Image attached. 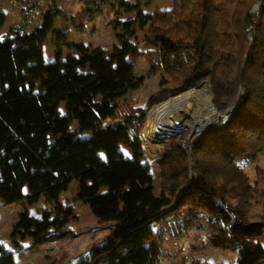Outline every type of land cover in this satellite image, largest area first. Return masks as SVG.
Returning <instances> with one entry per match:
<instances>
[{
	"label": "trees",
	"instance_id": "16d2710c",
	"mask_svg": "<svg viewBox=\"0 0 264 264\" xmlns=\"http://www.w3.org/2000/svg\"><path fill=\"white\" fill-rule=\"evenodd\" d=\"M252 1L177 0L149 16L145 34L149 48L144 54L152 65L164 75L181 77L183 88L207 79L219 111L229 108L239 94L225 124L208 131L194 147L204 157L213 158V169L192 149L195 169L190 171L192 183L187 188L204 199L208 208L214 207L217 220L229 229L227 236L234 238L239 248L237 264H254L263 256V247L260 242L232 236V231L257 235L264 229V219L242 224L230 216L236 210L223 192H218L219 182L227 179L221 177L215 160H229L237 175L243 176L238 162L244 158L235 157L252 158L250 153L243 154L246 146L254 148L248 140L256 137L255 151L264 150V3L253 38L247 43L245 27L253 24ZM51 20L45 16L44 26ZM44 30L24 34L16 29L13 35L0 38V190L11 200L26 184L31 203L41 197L53 207L39 215L24 211L15 228L34 242L64 234L70 212L60 209L58 197L74 176L79 179L76 198L85 201L96 216L116 223L117 233L101 254L107 255L105 264H154L157 247L153 239L148 241L150 225L171 217L176 210L153 200L152 189L145 187L146 168L141 169L119 147L131 134L130 151L138 146L137 133L132 130L138 126L135 120L144 114L142 111L135 118L133 108L121 113L117 101L123 90L137 84L132 63L123 58L132 51L133 41L121 36L119 48L110 55L99 49H82L78 55L66 56L56 51L54 58L44 63L40 47ZM75 70L76 76L72 75ZM85 88L101 98H88ZM73 121L76 127L69 129ZM165 156L175 161L162 168L161 174L170 198L184 191L181 187L188 180L189 158L176 142L169 144ZM101 185L105 192L97 191ZM180 225L182 230L186 228ZM12 263V252L0 245V264Z\"/></svg>",
	"mask_w": 264,
	"mask_h": 264
},
{
	"label": "rangeland",
	"instance_id": "374dc122",
	"mask_svg": "<svg viewBox=\"0 0 264 264\" xmlns=\"http://www.w3.org/2000/svg\"><path fill=\"white\" fill-rule=\"evenodd\" d=\"M176 1L0 0V38L13 35L16 29L21 30L20 33L31 34L38 28H45V35L40 43L41 59L44 63L50 62L56 51H61V54L66 56L78 55L82 49H99L110 55L115 48H119L121 36L133 41L132 51L123 58L132 63L131 72L133 71L137 84L123 90L117 101L122 106L121 113H126L127 108H133L135 118L142 111L144 114L141 119L135 120L138 126L137 129L132 130L133 133L134 131L137 133L138 146L136 145L133 152L130 151V143L133 139L131 134L129 138L131 141L122 142L119 147L124 155L135 159L142 166L141 169L146 168L148 178L145 187L149 186V189H152L154 198L152 199H158V203L176 210L175 215L172 214L173 218L171 216L164 221L157 220L150 225L152 234L148 241L153 239L157 247L154 264H237L239 248L234 238L227 236L229 229L217 220L214 207L208 208L204 199L197 197V193L188 191L187 188L192 183L190 171L195 169L192 149L198 159L203 157L204 162L208 161L205 164L213 169L211 168L214 164L213 158L204 157L202 151L195 150L194 147L208 131L216 130L225 124L235 110L239 94L229 108L219 111L213 103L207 79L201 80L197 85L183 88L180 84L181 77L162 74L161 69L153 66L147 54H144L149 48L145 39L149 16L156 10L170 7ZM256 2L257 0L252 1L249 10L253 24L245 27L247 43L253 38L259 17L260 7L256 10L259 6ZM45 16L52 19L51 24L47 26H44ZM116 21L130 25L122 27ZM76 74H78L77 70L72 71V75L76 76ZM85 91L90 99L101 98V95H95L87 88ZM186 91L192 92L193 102H186L188 107L185 113L199 116L203 120L212 115L216 118L198 132L180 127L177 129V134L172 131L163 138L154 137L156 140L154 143L150 141L147 143L141 131L149 109ZM59 108L64 112L62 103L59 104ZM230 110L231 114L227 116ZM75 127L76 121H73L69 129ZM255 140L256 137L248 140L253 143L254 148L246 146L243 153L245 155L250 153L253 155L252 158L247 159L243 155L235 157L244 158L238 163L245 175H237L229 160H215L221 169L219 170L221 177L225 176L227 179L225 183L219 182L218 192H223L228 203L236 210L231 211L230 216L238 218L242 224L258 223L264 219V150L255 151L257 148L256 143L254 144ZM171 142L178 143L179 148L184 150L189 158L188 180L186 185L181 187L184 191L168 198L166 197L168 188L163 185L161 174L162 168L175 164L172 156H165V151ZM78 187L79 179L73 176L67 189L58 197L60 209H67L70 212L69 220L65 225L66 232L62 235H53L41 242H34L24 231L16 229L15 223L24 211L29 215H39L44 210L53 209L51 204L45 203L41 197L31 203L27 197L26 184L21 186L19 196L11 200H7L0 190V245L12 252V264H77L78 262L94 264L97 261L105 264L108 262L105 258L107 255L101 254L107 249L113 235L117 233L116 223L96 216L85 201L76 198ZM106 190L105 185H101L97 191ZM149 205L150 202L143 207L145 211L149 210ZM175 218L180 221L177 222ZM181 223L186 226L183 230ZM231 235L243 237L247 242H260L264 249V229H261L257 235L242 236L238 230L232 231ZM263 249H261L263 256L254 264H264Z\"/></svg>",
	"mask_w": 264,
	"mask_h": 264
},
{
	"label": "bare ground",
	"instance_id": "6f19581e",
	"mask_svg": "<svg viewBox=\"0 0 264 264\" xmlns=\"http://www.w3.org/2000/svg\"><path fill=\"white\" fill-rule=\"evenodd\" d=\"M191 91H186L164 103L153 105L149 109L141 131V135L147 140V143L149 141L154 143L156 141L154 137L167 136L180 127L190 128L192 131L198 132L209 121L216 118L215 115H212L203 120L199 116L188 115L184 112L188 107L186 102H193Z\"/></svg>",
	"mask_w": 264,
	"mask_h": 264
},
{
	"label": "built area",
	"instance_id": "2783aa9c",
	"mask_svg": "<svg viewBox=\"0 0 264 264\" xmlns=\"http://www.w3.org/2000/svg\"><path fill=\"white\" fill-rule=\"evenodd\" d=\"M263 3H264V0H257L256 4H258L259 6L256 8V10H258V8L261 7Z\"/></svg>",
	"mask_w": 264,
	"mask_h": 264
},
{
	"label": "water",
	"instance_id": "95a60500",
	"mask_svg": "<svg viewBox=\"0 0 264 264\" xmlns=\"http://www.w3.org/2000/svg\"><path fill=\"white\" fill-rule=\"evenodd\" d=\"M230 112H231V110L229 111V113H228L227 116H229V115L231 114ZM177 131H178V130L175 131L176 134H177ZM173 135H175V134H173ZM162 138H163V137H162Z\"/></svg>",
	"mask_w": 264,
	"mask_h": 264
}]
</instances>
